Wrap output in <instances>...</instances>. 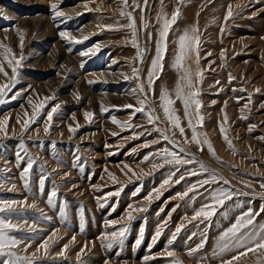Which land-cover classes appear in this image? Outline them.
I'll use <instances>...</instances> for the list:
<instances>
[{
  "label": "rangeland",
  "instance_id": "374dc122",
  "mask_svg": "<svg viewBox=\"0 0 264 264\" xmlns=\"http://www.w3.org/2000/svg\"><path fill=\"white\" fill-rule=\"evenodd\" d=\"M138 2L143 7V0ZM53 4L71 19L55 17L57 9L51 7ZM229 6L233 17L225 21ZM176 7H180L182 14L169 33L164 67L155 80L154 91L149 95L152 107L165 121L159 96L166 87L175 100L174 107L186 134L191 137L182 102L175 98L180 73L172 63L178 36L185 29L198 25L200 66L205 69L200 85L205 116L203 131L211 140L216 156L207 145L203 151L195 144H189L188 148L230 181L225 187L247 193L234 196L218 210L207 230V243L195 255H189V250L200 243V232L205 224L198 220L188 221L194 215V209L207 201L198 196L195 203L190 204L188 198L180 200L176 194L208 174L168 185L159 198L145 199L173 169L168 165L153 169L152 160L145 162L144 157L165 147L167 142L161 140L159 144L146 148L143 145L158 139L159 133L152 131L151 135L133 139V131L144 129H123L112 121V116H115L118 121L152 129L143 114L138 113L129 119L132 109H125L123 105L139 106V93L133 95L132 90L140 82L145 83L147 90V73L155 56L157 29L160 27L157 15L163 9L170 17ZM123 10L122 0H0V42L11 47L17 57L21 54L25 57L19 69V83L8 92L6 102L0 104V122L8 121L7 136L0 132V199L20 201L18 207H23L25 200L28 205H35L11 216L12 223L25 228L35 226L38 230L34 234L15 233L18 239H24L25 244L31 245L27 254L36 252L49 236L56 241L47 255L43 250L37 253L42 257L37 264H145V256L155 257L147 264H173V258L182 264H221V259H230L235 253L214 257L216 238L235 222L241 212L249 207L260 212L264 207V139H261L264 137V0H148L143 13L133 5V0H128L126 10L136 18L140 46L147 48L143 63H140L137 49L131 43V30L126 27L115 30L117 22L119 25L129 23V19L121 15ZM143 23L149 25L147 32L152 33L151 40L147 38ZM107 25H113V29H107ZM60 31H70L80 39L89 36V39L72 45L69 51L70 46L60 37ZM97 44L100 45L99 52L81 56V52ZM0 63L11 76V68L3 56H0ZM134 67L140 70L139 79L133 78ZM230 75L235 77L231 82ZM0 83H7L3 75H0ZM17 92L21 94L11 99ZM51 95L56 99L49 102L44 114L27 132L23 131L22 124L27 119L25 113L28 116L32 114L29 97L39 102ZM56 103L61 104V109L54 115L51 131L46 134V113ZM102 105L110 110L103 112ZM86 111L94 113L91 122L84 116ZM225 113L228 116V135L234 147L226 143L219 130V122L223 121ZM77 122L81 127L73 134L68 126L75 127ZM161 126H167V122ZM113 132L118 135H112ZM176 139L182 142L178 131ZM17 153L23 160L18 159ZM29 155L37 159L30 173V188L25 187L21 176ZM77 156L80 158L78 162ZM41 164L45 165L44 172L50 174L43 192L39 184L43 174ZM184 170L181 168L173 179H178ZM109 173L116 179L113 180ZM13 186L14 190H10ZM54 186L58 188L59 195L53 204H49L48 196ZM121 187L123 190L119 196L108 195ZM138 188L140 191L137 193ZM204 194L207 195L206 192ZM176 205L179 207L172 212ZM130 206L146 207L147 211H133L135 219L129 222L127 213L133 210ZM225 210L228 211L227 217L221 215ZM111 220L130 227L122 243L107 248L102 242L103 233L119 227L109 225L107 222ZM256 222L264 223V212H260ZM181 224L184 228L172 240L173 233ZM158 226H162L161 235L152 245ZM141 228L144 229V237L137 246ZM194 232L197 235L193 236ZM33 236L35 238H31ZM65 244L69 245L66 251ZM82 248H85L83 253ZM17 251L25 254L24 246L21 245ZM62 251L64 255H58ZM168 252H172L173 257H168ZM260 255L249 253L241 258L239 264H256ZM6 259V256H0V264H4Z\"/></svg>",
  "mask_w": 264,
  "mask_h": 264
},
{
  "label": "snow or ice",
  "instance_id": "6c2138e0",
  "mask_svg": "<svg viewBox=\"0 0 264 264\" xmlns=\"http://www.w3.org/2000/svg\"><path fill=\"white\" fill-rule=\"evenodd\" d=\"M181 2H183V0H181ZM122 5L124 10L122 11L121 15L126 16L129 19V23L127 25H119V22H117V27L115 30H119L120 28L125 27L131 30V43L137 49V57L140 59V63H143L147 48H142L140 46L137 37L138 27L136 18L132 12L126 10L128 8V0H122ZM133 5L136 8H139L143 13V11L148 7V0H143V7L138 2V0H133ZM51 7L53 9H57L55 11V17H65L66 19H71V17H66V14L64 12L59 11L57 5L53 4ZM181 14L182 13L180 7H176L175 11L171 14L170 17L163 11V9H161L160 13H158L157 21L160 24V27L159 29H157L155 56L151 61V66L147 73V90L145 88V83L140 82L138 84V87L132 90L133 95H137V93H139V96L137 97L139 106H133L131 104L123 105V108L125 109H132V113L129 119H131L138 113L143 114L148 120V123L152 125V129L149 130L143 125H132L128 121H118L115 116H112V121L113 123L120 124L123 129H144L140 132L133 131V139H138L140 136L144 135H151L152 131L159 133L158 139L152 140L150 144L146 143L143 145L146 148L151 147L155 144H159L161 140L167 142V145H170H166L165 147L158 149L155 153H150L149 155H146L144 157L145 162L149 161L150 159L152 160L153 169L163 168L165 165H168L171 169H173L169 171L167 178L163 180L159 187L153 189L155 197L153 196V193H149V195L145 199L151 201L153 198H159L163 195V190L168 185L180 184L187 178L193 176L200 177L205 173L208 174L206 178L197 179L195 182L189 184L185 191L176 194L180 200H185V198H188V202L190 204H194L198 196H203L205 201H207L198 209H194V215L188 221L189 223H191L192 221L198 220L199 223L205 224V228L200 232V243L195 248L189 250V255H195L207 243V230L211 227L213 222L212 218L216 216L218 210L220 208H224L225 203L232 200L234 196L247 195V193L237 192L231 187H225L224 185H229L230 181H228L222 175L218 174L217 170L212 169L208 165H206L203 160H200L188 148L189 144H195L200 148L201 151H203L204 146L207 145V148L212 153V155L216 156V152L211 140L209 139L207 133L203 131L205 116L202 113L203 101L200 99L202 94L200 85L204 80L205 69L201 68L200 66L201 41L198 25L193 26L190 29H185L183 33L178 36V47L172 63V67L180 73L179 80L175 88V98L182 102L184 116L187 120V127L191 130V137L189 138L187 136L186 128L183 126L181 117L178 115L177 109L174 107L175 100L172 98L166 87L161 90L159 101L160 106L163 110V116L165 118V121L167 122V126H161L165 121L161 120V117L156 114L155 108L152 107V101L150 100L149 95L154 91L153 86L155 80L159 78V75L164 67L163 61L168 52L169 33L170 31H172L173 25L177 23ZM232 17L233 10L231 6H229L224 19L225 21H227ZM105 27L109 30L113 29V25H107ZM142 27L146 31L148 40H151L152 33L147 32V29L149 27L148 23H143ZM59 35L66 43L69 44V51L72 50V45L81 44L84 40L89 39V36H84L83 39L77 38L76 36L72 35L70 31H60ZM0 48L3 49V52L0 53V56H3V58L7 61V65L11 68L12 73L11 76H9V73L5 69L3 63H0V75H3L7 80V83H0V104H3L6 102L5 97L7 96L8 92H11L12 88H14L16 84L19 83V69L22 66V62L25 57L22 54L17 57L13 49L8 45L3 44L2 42H0ZM20 48H23L22 32L20 37ZM99 50L100 45L97 44L94 47L88 48L87 51L81 52V56L87 57L90 55H95L97 52H99ZM208 55H211V53H209ZM132 72L133 78H140V70L138 68L134 67L132 69ZM125 78L127 79L128 77L126 76ZM233 79H235V77L230 75L229 82H231V80ZM88 83H94V81H88ZM217 84H219V81H217ZM256 91L259 92L260 90L257 89ZM20 94V92H17L11 97V99H16ZM250 97L251 94H249V99ZM55 99V95H51L43 97V99L39 102H34L32 98L29 97L28 103L32 107V114L28 116V113H25L27 119L22 124L23 131L27 132L30 129L31 125L35 124L39 120L40 116L44 114V110L48 106L49 102ZM237 102H239V98ZM244 107L246 108L247 104L244 105ZM60 109L61 104L56 103L50 108V110L47 111L44 127V132L46 134L50 133L53 117L60 111ZM101 110L103 112H108L110 109L102 105ZM243 111L244 108L241 109L242 113ZM84 116L89 122H91L94 118V113L86 111L84 113ZM227 121L228 116L225 113L223 121L219 122V130L226 143L230 147H234V145L232 144V140L228 135L229 130L226 126ZM7 124V120L0 122V132L4 133L5 136H7ZM68 127L69 131L74 134L81 127V125L77 122L75 127H73L72 125H69ZM177 131L179 132L180 137H182V142L176 139ZM38 135L39 134L37 133L36 138H38ZM112 135L115 136L118 135V133L113 132ZM30 139L34 138L30 137ZM261 139H264V137H261ZM54 143L55 142H53V144ZM17 157L18 159L23 160V157H20L19 153H17ZM216 158L219 159V157ZM79 159V156H77L76 161L78 162ZM157 161H159V163H157ZM36 163L37 159L29 155L26 166L21 173V176L24 179L25 187L30 188V173ZM193 164L197 167H186ZM40 168L43 174L40 177L39 184L41 192H43L45 182L46 180H48L50 174L44 172L45 165L41 164ZM181 168L185 169L184 172L179 175L178 179L174 180L173 177H175L176 174L180 172ZM129 171H132L133 174H135V171L131 168H129ZM109 175L113 180L116 179L114 174L109 173ZM143 175H151V173H143ZM221 181L223 182L222 185L215 188L211 187V185L213 184H220ZM248 186L251 187V185ZM262 187H264V185H262ZM200 189H204V191L201 192ZM10 190H14V186L13 189ZM122 190L123 188L121 187L120 190L114 193H109L108 195L119 196L120 191ZM139 191L140 189L138 188L137 193ZM205 192L207 193V195L204 194ZM135 194L136 193H134V195ZM58 195L59 190L54 186L51 190L50 195L48 196V203L53 204ZM18 205H21L20 201L0 199V256L7 257V259L4 261V264H37L38 260L42 259V257L37 255V253L43 250L44 254L47 255L49 248L52 246V244L56 243V241L53 239V236H49L47 239H44L42 241V243L36 249V252H33L30 255L27 254V250L29 247H31V245L25 244L24 239H18L15 233L27 232L34 234L38 230L35 226H29L25 228L21 225L12 223L11 216L13 214L25 211L27 207H35V205H28L26 200L23 201V207H18ZM101 206L103 207V204H101ZM130 207H132L133 210L127 213V220L129 222L135 219L133 211H147L146 207ZM176 207H179V205L173 207L171 211L174 212L176 210ZM160 211H163V208ZM260 212H264V207L260 209ZM260 212H256L251 207H249L247 211L241 212V214L236 217L235 222L231 223L230 226L224 229L216 238L215 248L213 249L212 253L214 257L222 258L227 253H235L231 256L230 259H221V264H239V261L242 257H246L249 253L254 252L261 253V255L257 257L256 264H264V223L257 224L256 222V217L260 214ZM157 214L159 215V213ZM221 215L227 217L228 211L225 210ZM45 219L50 218L45 217ZM185 219H187V217H185ZM107 223L113 227L119 225L118 230L105 232L102 235V242L104 243V245L107 248H112L113 245L123 242V239L125 238L130 225L120 224V222L117 220H111ZM183 228L184 224H181L176 228L175 232L172 235V240L176 239V236L182 231ZM161 231L162 226H158L152 239V245L156 243L157 238L161 235ZM192 235L195 236L197 235V233L194 232ZM143 237L144 229L141 228L139 239H137L136 241L137 246L142 243ZM31 238L35 237L33 236ZM172 240L169 241V244L172 243ZM74 241L75 236L72 237V242ZM21 245L24 246L25 254H21L17 251V249ZM86 247L87 245H85V248ZM68 248L69 245L65 244L64 251H66ZM85 248L81 249L82 253L84 252ZM64 251H62L58 255H64ZM167 255L168 257H173L172 252H168ZM143 259L145 264H147L149 260L155 259V257L145 256ZM201 259L203 260L205 258L201 257ZM173 264H182V262L176 258H173Z\"/></svg>",
  "mask_w": 264,
  "mask_h": 264
}]
</instances>
